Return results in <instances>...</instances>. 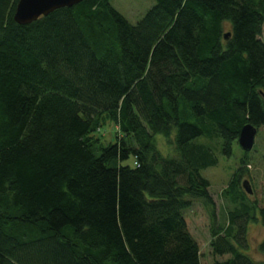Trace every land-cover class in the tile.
<instances>
[{"label": "trees", "instance_id": "obj_1", "mask_svg": "<svg viewBox=\"0 0 264 264\" xmlns=\"http://www.w3.org/2000/svg\"><path fill=\"white\" fill-rule=\"evenodd\" d=\"M18 2L0 0V264H203L196 202L231 256L211 264H259L242 251L257 211L264 225L241 183L251 151L227 224L203 172L264 130V0H157L137 23L82 0L28 24Z\"/></svg>", "mask_w": 264, "mask_h": 264}, {"label": "rangeland", "instance_id": "obj_2", "mask_svg": "<svg viewBox=\"0 0 264 264\" xmlns=\"http://www.w3.org/2000/svg\"><path fill=\"white\" fill-rule=\"evenodd\" d=\"M112 4L124 14L132 23H137L146 12L157 2V0H111ZM231 26L229 23L225 24L224 32H228ZM264 38V35H263ZM118 128L113 123H105L99 126L97 130L98 136L105 142L114 140L117 136ZM204 140V139H202ZM164 145L160 139V145ZM243 148L239 142H235L233 146V153L227 157L219 150H215L219 162L216 166L209 167L203 173L211 183V195L216 204L217 221L215 226L226 222L227 211L233 207V203L225 196L230 180L241 166L242 158L244 156ZM247 168L244 176L241 177L242 186L246 180L249 181L252 193H248V198L251 202L253 200L264 204V130L259 131L256 135L255 146L251 150L247 158ZM131 162V160H130ZM186 219L189 230L193 237L197 240L200 246L201 261L203 264H211L215 261L226 260L230 255H216L212 249V227L213 223L207 209L201 202H196L193 207L186 211ZM259 217L258 221H250L248 225L247 242L248 247L243 248L242 251L247 253L259 264H264V252L260 250L259 245L264 238V225L260 220L259 211L256 212Z\"/></svg>", "mask_w": 264, "mask_h": 264}, {"label": "water", "instance_id": "obj_3", "mask_svg": "<svg viewBox=\"0 0 264 264\" xmlns=\"http://www.w3.org/2000/svg\"><path fill=\"white\" fill-rule=\"evenodd\" d=\"M80 1L82 0H19L14 18L20 24H28L56 9L70 7ZM229 35L230 33H226L225 37ZM257 133L258 129L254 125L243 126L239 136V144L243 150L251 151L254 148ZM244 187L248 193H252L248 180L244 182Z\"/></svg>", "mask_w": 264, "mask_h": 264}]
</instances>
